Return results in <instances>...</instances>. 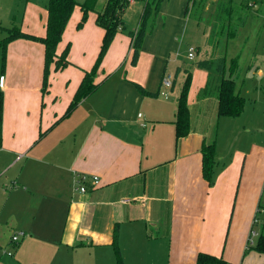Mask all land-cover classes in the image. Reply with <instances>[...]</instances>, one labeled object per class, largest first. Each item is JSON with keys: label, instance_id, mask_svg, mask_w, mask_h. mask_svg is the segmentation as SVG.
Listing matches in <instances>:
<instances>
[{"label": "crops", "instance_id": "1", "mask_svg": "<svg viewBox=\"0 0 264 264\" xmlns=\"http://www.w3.org/2000/svg\"><path fill=\"white\" fill-rule=\"evenodd\" d=\"M190 1L177 0V13L170 0L160 5L135 65L131 32L154 0L129 3L134 25L126 8L96 75L99 86L70 113L101 49L97 12L79 28L83 11L74 8L57 46L60 55L71 44L70 63H52L45 91V45L8 43L0 75V264H119L115 236L123 264H196L199 252L264 264V252L253 248L264 235V147L219 148L217 63L193 70L190 130L176 135L183 85L176 92L177 74L168 67L173 32ZM47 20V6L26 3L24 32L44 36ZM165 74L172 76L166 95L148 96L135 85L160 91ZM225 76L236 83L226 65ZM205 143L216 144L211 183L202 172ZM81 174L85 192L76 188ZM19 231L25 235L14 243Z\"/></svg>", "mask_w": 264, "mask_h": 264}, {"label": "rangeland", "instance_id": "2", "mask_svg": "<svg viewBox=\"0 0 264 264\" xmlns=\"http://www.w3.org/2000/svg\"><path fill=\"white\" fill-rule=\"evenodd\" d=\"M48 1L0 0V75L5 62L2 42L11 29L22 30L26 3L47 6ZM82 1L79 0L80 3ZM176 2L170 0L173 13H177L179 8L177 6L174 10ZM218 2L233 7L232 12L224 11L221 20L217 19ZM105 3L106 0H98L97 7L101 9ZM184 9L185 6L173 32L172 62L168 67L171 74H177L176 92L196 67L210 71L199 66L198 61L207 57L218 63L226 58V71L236 74V89L246 104L239 116L221 117L217 133L219 148L229 150L235 146L249 150L254 145L264 147V0H191L187 12ZM126 13L132 18L129 25H134L133 9L128 7ZM242 20L244 24H241ZM236 26V35L228 37ZM190 46L198 48L194 60L188 59ZM173 60L177 63L174 64Z\"/></svg>", "mask_w": 264, "mask_h": 264}, {"label": "trees", "instance_id": "3", "mask_svg": "<svg viewBox=\"0 0 264 264\" xmlns=\"http://www.w3.org/2000/svg\"><path fill=\"white\" fill-rule=\"evenodd\" d=\"M163 0H154L153 3L146 2L144 7L139 26L136 31H132V64L135 65L140 55L141 46L144 37L149 27V22L155 19L160 4ZM98 0H84L82 3L79 0H49L48 20L46 24V34L44 36H38L28 32H24L19 28L11 29L9 35L2 42L3 45V59L4 68L6 65L7 46L10 41L16 38H27L35 41H40L45 45V67L43 77V90H47L49 84V74L51 72V65L55 63L56 69L66 67L70 61L68 60V54L71 44H68L63 52L59 55L57 53V46L62 40L63 33L69 22L74 8L80 5L83 11V16L79 21L78 27L81 28L87 21L90 11L97 12V24L105 29V34L102 40L101 49L99 55L95 61V64L90 70L85 71L84 78L79 85L71 103L69 104L66 113H70L85 97L90 95L99 86V83L95 81L98 70L101 66L103 58L107 53L116 33L123 29L124 21L123 14L125 9L129 5L128 0H106V3L102 10H97ZM228 6L220 2L217 7V19L221 20L224 11L232 12L233 7ZM241 24H244L242 20ZM238 26L229 33L228 37H233L238 31ZM225 59L222 58L217 63V72L220 76V83L217 87L218 93V114L219 116H239L245 107L246 100L243 96L236 93V83L234 78L225 76ZM212 60L204 58L198 61V65L207 69L212 66ZM192 75L189 73L183 84L182 91L178 97V108L176 113V135L177 138H181L189 133L190 130V110L188 105V92L191 85ZM136 87L141 93L148 96H159L160 91L151 92L146 90L141 84L135 83ZM202 172L204 178L210 183L213 181L216 163V144L205 143L202 147ZM117 234V233H116ZM115 234V235H116ZM114 247L117 252L119 264H123L120 257V249L115 236ZM256 250L264 252V235H260L256 245L253 246ZM196 264H234L227 260L222 255H215L208 252H199L196 259Z\"/></svg>", "mask_w": 264, "mask_h": 264}, {"label": "built area", "instance_id": "4", "mask_svg": "<svg viewBox=\"0 0 264 264\" xmlns=\"http://www.w3.org/2000/svg\"><path fill=\"white\" fill-rule=\"evenodd\" d=\"M129 3L133 2L134 0H128ZM196 56V47L195 46H190L188 49V58L190 60H193ZM172 84V76L171 74H165L162 78V83H161V90H160V95H166L167 94V89L171 86ZM140 116L142 115V113L139 114ZM144 126L147 125L146 122L143 123ZM86 175H78L77 177V187L78 189H80L81 191L85 192L87 191V186H86ZM99 183V178L98 176H94L93 177V186H96ZM127 201V200H125ZM255 234V232L253 231V235ZM25 235V232L23 231H19L17 232L13 237H12V241L14 243H18L20 241V239ZM9 254H11V252H9Z\"/></svg>", "mask_w": 264, "mask_h": 264}]
</instances>
